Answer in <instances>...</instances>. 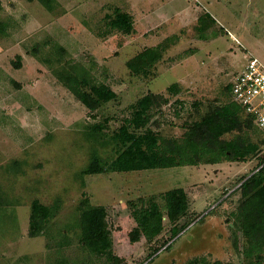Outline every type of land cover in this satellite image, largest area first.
<instances>
[{
  "label": "rangeland",
  "instance_id": "1",
  "mask_svg": "<svg viewBox=\"0 0 264 264\" xmlns=\"http://www.w3.org/2000/svg\"><path fill=\"white\" fill-rule=\"evenodd\" d=\"M115 9L132 15L131 35L106 33L107 17ZM0 21L9 23L0 35V198L5 201L0 206V264H107L79 241L77 207L85 197L106 209L114 255L122 264H186L194 258L244 264L245 238L234 228L233 214L243 178L259 163L255 156L83 176L93 155L105 164L116 157L111 146L83 133L108 120L104 132L112 135L131 115V106L153 94L167 103L152 112L148 127L164 138H181L210 106L230 100L226 86L250 57L264 62V0H54L50 9L38 0H0ZM161 43L169 48L149 76H134L128 61ZM82 69L96 84L112 88L117 99L90 113L58 79L62 71ZM174 84L176 95L168 91ZM246 133L262 144L263 158L262 130L253 127ZM175 188L188 193L189 214L178 223L164 218L158 239L131 243L135 206L155 200L165 212L164 195ZM35 200L49 206L60 202L61 208L43 234L30 238ZM185 224L190 226L170 251L150 258Z\"/></svg>",
  "mask_w": 264,
  "mask_h": 264
},
{
  "label": "trees",
  "instance_id": "2",
  "mask_svg": "<svg viewBox=\"0 0 264 264\" xmlns=\"http://www.w3.org/2000/svg\"><path fill=\"white\" fill-rule=\"evenodd\" d=\"M38 1L48 9L54 2V0ZM107 18L106 33L119 32L131 35L135 30L132 15L121 9H115L114 14ZM198 23L202 25L205 21L200 18ZM8 27V22L0 21V35L6 34ZM166 43L146 48L130 59L127 67L131 73L136 77H148L151 69L162 60L168 50L169 45ZM60 51L65 50L60 48ZM18 58L20 60L15 64L16 69L21 65V57ZM58 76L61 84L90 113L117 99V93L106 84H96L88 70L62 71ZM168 91L176 95L178 86L174 84L168 88ZM226 93L230 100L224 104L210 106L208 112L199 121L186 126L181 138H164L148 127L152 112L161 104L167 103L162 96L153 94H147L132 105L131 115L124 119L122 126L112 135L104 132L108 120L87 126L83 135L100 145L111 146L116 157L110 164H105L102 159L93 155L90 164L81 174L95 176L107 171L130 173L217 165L224 161H246L255 156L259 163L249 176L243 178L239 186L241 199L237 212L233 214L236 218L234 228L238 229L245 238L244 264H264V156L260 158L259 155L262 152V144L252 142L246 133L247 129L253 127L256 129L257 126L253 119L245 114L242 106L233 100L232 83L226 86ZM229 134H233L232 139H225ZM260 135L264 143V136ZM163 199L165 212L155 200L139 207L135 206L132 215L137 226L129 234L131 243H138L143 237L152 242L164 232V218L170 223H178L189 214L190 200L185 189L169 190ZM4 203L5 201L0 198V206ZM60 208V202L49 206L35 200L30 212L29 237L36 238L43 234ZM77 210L79 217L76 223L81 230L79 241L89 254L105 259L107 264H122L123 260L114 255V242L107 223L106 209L92 205L89 198L85 197L80 201ZM189 226L190 224H185L178 227L171 234L170 240L164 243V247L155 250L150 258L158 257L160 251H170L174 240ZM59 263L68 264L64 260ZM186 264H222V262L211 263L205 258H194Z\"/></svg>",
  "mask_w": 264,
  "mask_h": 264
},
{
  "label": "built area",
  "instance_id": "3",
  "mask_svg": "<svg viewBox=\"0 0 264 264\" xmlns=\"http://www.w3.org/2000/svg\"><path fill=\"white\" fill-rule=\"evenodd\" d=\"M232 96L264 136V62L257 57L248 59L244 70L232 81Z\"/></svg>",
  "mask_w": 264,
  "mask_h": 264
},
{
  "label": "water",
  "instance_id": "4",
  "mask_svg": "<svg viewBox=\"0 0 264 264\" xmlns=\"http://www.w3.org/2000/svg\"><path fill=\"white\" fill-rule=\"evenodd\" d=\"M227 222H228V220H227ZM231 226L233 227V225L231 224Z\"/></svg>",
  "mask_w": 264,
  "mask_h": 264
}]
</instances>
